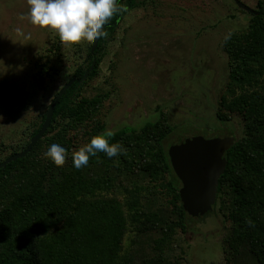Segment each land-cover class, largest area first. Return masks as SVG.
I'll use <instances>...</instances> for the list:
<instances>
[{
    "label": "trees",
    "instance_id": "obj_1",
    "mask_svg": "<svg viewBox=\"0 0 264 264\" xmlns=\"http://www.w3.org/2000/svg\"><path fill=\"white\" fill-rule=\"evenodd\" d=\"M263 1L257 0L253 9L261 10ZM141 4L118 0L125 10L104 25L106 35L114 31L115 21ZM246 13L247 25L227 32L223 39L228 78L216 114L219 121L237 114L243 132L231 135L233 143L223 153L226 165L216 200L223 207L222 196L228 197L224 207L230 227L222 260L210 264H233L242 252L249 254L251 264H264V8L261 13ZM105 36L98 39L90 58L74 67L68 80H75L57 101L43 135L24 156L0 168V264H171L165 251L176 231L185 230L190 216L180 201V181L165 146L175 124L160 112L140 126L115 127L109 142L121 143L122 154L108 158L98 152L87 166L72 165V152L105 129L101 109L109 92L83 94L84 84L98 72ZM61 43L57 36L45 50L56 62L61 60ZM92 56L95 64L82 79ZM35 65L39 84L57 71L46 53ZM24 101L0 81V102L9 110L17 103L25 107ZM43 118L44 113L38 122L23 127L5 146L9 151L0 161L23 149ZM53 142L66 146L60 165L44 155ZM215 205L216 201L213 211ZM143 236L150 237L149 252L140 259L135 250Z\"/></svg>",
    "mask_w": 264,
    "mask_h": 264
},
{
    "label": "rangeland",
    "instance_id": "obj_2",
    "mask_svg": "<svg viewBox=\"0 0 264 264\" xmlns=\"http://www.w3.org/2000/svg\"><path fill=\"white\" fill-rule=\"evenodd\" d=\"M241 1L256 8L257 0ZM140 2L105 36L98 53V72L84 84V95L109 92L101 109L105 128L137 127L162 112L175 124L165 137L167 148L183 136L241 135L242 121L237 114L219 121L216 111L228 78L223 39L227 32L247 25V11H241L233 0ZM27 10V0H0V81L25 98V107L17 103L13 110L0 102V157L8 153L5 146L18 138L23 127L40 120L76 64L86 58L91 43L62 42L61 60L56 62L45 50L58 35L31 24ZM44 53L57 71L39 84L35 62ZM222 197L226 206L228 197ZM220 206L216 200L214 211L187 217L185 230L176 231L173 244L165 251L171 264L222 260L230 221L226 208ZM149 239L141 237L135 256L141 259L148 254ZM232 262L252 263L247 252Z\"/></svg>",
    "mask_w": 264,
    "mask_h": 264
},
{
    "label": "water",
    "instance_id": "obj_3",
    "mask_svg": "<svg viewBox=\"0 0 264 264\" xmlns=\"http://www.w3.org/2000/svg\"><path fill=\"white\" fill-rule=\"evenodd\" d=\"M233 1L239 8L250 13H261L264 8V1L261 10L258 11L241 0ZM98 39L91 41L89 55L93 53ZM95 60V57L92 56L89 66L83 72L82 79H85L91 71ZM74 80L75 77H72L61 86L48 104L42 123L36 133L30 136L28 144L23 149L10 153L1 160L0 168H4L7 163L24 156L43 135L51 122L57 101ZM233 140L234 137L229 135L211 138L200 135L183 136L168 147L167 153L172 170L180 181L179 198L188 215L199 217L212 209L216 201L218 179L226 165L223 153L233 143Z\"/></svg>",
    "mask_w": 264,
    "mask_h": 264
},
{
    "label": "clouds",
    "instance_id": "obj_4",
    "mask_svg": "<svg viewBox=\"0 0 264 264\" xmlns=\"http://www.w3.org/2000/svg\"><path fill=\"white\" fill-rule=\"evenodd\" d=\"M28 21L41 28L55 31L60 41L76 43L94 41L106 35L104 25L116 13L124 11L118 0H27ZM114 132L110 128L92 135L89 140L72 152V165L80 169L87 166L90 157L103 152L113 158L123 153L119 142L110 143ZM66 146L51 143L44 155L56 165L65 159Z\"/></svg>",
    "mask_w": 264,
    "mask_h": 264
},
{
    "label": "flooded vegetation",
    "instance_id": "obj_5",
    "mask_svg": "<svg viewBox=\"0 0 264 264\" xmlns=\"http://www.w3.org/2000/svg\"><path fill=\"white\" fill-rule=\"evenodd\" d=\"M86 58H87V59L90 58V55H86Z\"/></svg>",
    "mask_w": 264,
    "mask_h": 264
}]
</instances>
